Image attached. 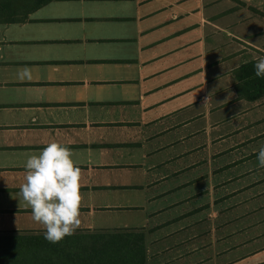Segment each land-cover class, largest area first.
Listing matches in <instances>:
<instances>
[{
	"label": "crops",
	"instance_id": "0c3cea01",
	"mask_svg": "<svg viewBox=\"0 0 264 264\" xmlns=\"http://www.w3.org/2000/svg\"><path fill=\"white\" fill-rule=\"evenodd\" d=\"M1 16L0 261L43 234L17 193L26 156L56 141L80 169L77 229L143 231L146 264H264V93L241 96L236 74L264 56V0Z\"/></svg>",
	"mask_w": 264,
	"mask_h": 264
},
{
	"label": "trees",
	"instance_id": "16d2710c",
	"mask_svg": "<svg viewBox=\"0 0 264 264\" xmlns=\"http://www.w3.org/2000/svg\"><path fill=\"white\" fill-rule=\"evenodd\" d=\"M49 1L0 0V17L7 15L10 17L5 16L7 20L21 21ZM253 64L249 62L236 72L239 79H244L238 86L239 93L249 100H256L264 93V82L255 76ZM16 240L23 247L11 250L10 258L6 256L0 264H146L147 258L146 236L139 230L71 235L57 243L47 241L43 234Z\"/></svg>",
	"mask_w": 264,
	"mask_h": 264
},
{
	"label": "clouds",
	"instance_id": "9594fccd",
	"mask_svg": "<svg viewBox=\"0 0 264 264\" xmlns=\"http://www.w3.org/2000/svg\"><path fill=\"white\" fill-rule=\"evenodd\" d=\"M256 77H264V56L253 64ZM18 79H30L28 68L17 72ZM257 166L264 168V146L256 153ZM24 182L17 199L30 208L31 218L42 226L44 238L57 243L71 236L80 225V169L70 149L52 141L38 153L28 154L23 162Z\"/></svg>",
	"mask_w": 264,
	"mask_h": 264
},
{
	"label": "rangeland",
	"instance_id": "374dc122",
	"mask_svg": "<svg viewBox=\"0 0 264 264\" xmlns=\"http://www.w3.org/2000/svg\"><path fill=\"white\" fill-rule=\"evenodd\" d=\"M116 229L113 230H87V229H76L73 235H80V234H91V233H99V232H105V231H115ZM86 245L89 244L88 242L85 243ZM84 244V245H85ZM82 245V244H81Z\"/></svg>",
	"mask_w": 264,
	"mask_h": 264
}]
</instances>
